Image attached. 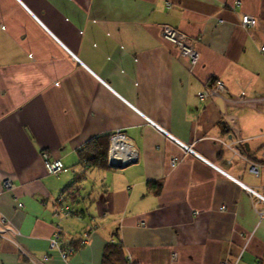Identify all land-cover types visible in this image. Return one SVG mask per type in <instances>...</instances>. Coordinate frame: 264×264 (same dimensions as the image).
Wrapping results in <instances>:
<instances>
[{
  "label": "crops",
  "instance_id": "obj_1",
  "mask_svg": "<svg viewBox=\"0 0 264 264\" xmlns=\"http://www.w3.org/2000/svg\"><path fill=\"white\" fill-rule=\"evenodd\" d=\"M155 26L195 41L197 65ZM262 49L264 0H0V264H102L116 242L130 264H261L264 204L243 187L264 196L251 173L264 166ZM215 82L220 98L200 101ZM118 130L137 163L85 171L80 153ZM44 157L65 172L49 176ZM78 176L89 209L58 217Z\"/></svg>",
  "mask_w": 264,
  "mask_h": 264
},
{
  "label": "built area",
  "instance_id": "obj_2",
  "mask_svg": "<svg viewBox=\"0 0 264 264\" xmlns=\"http://www.w3.org/2000/svg\"><path fill=\"white\" fill-rule=\"evenodd\" d=\"M256 24V21L249 16H244L242 18V26L253 28ZM154 34L156 37L166 41L171 47L176 49L179 57L188 59L190 65L192 67L197 65L198 62V53L196 51V42L193 40H186L184 35L179 33L177 30L168 28L165 26H155ZM264 52V49H262ZM224 89V86L220 82H215L212 86H206L202 91L199 99L200 101H204L207 98H220L219 93ZM178 146H180L186 153H192V151L185 147L184 145L176 142ZM121 162V164L133 163L138 161V153L135 146L125 137L122 131H116L110 138L109 149L107 154V162ZM44 169L49 176H60L65 172V168L60 161H49L46 157H44ZM251 173L255 176H259L261 173L263 174V189H264V166L252 165ZM5 188H11V185L8 182H4ZM251 196L258 199L260 202L264 204V196L258 195L251 189L243 187ZM38 202V201H37ZM224 211V208L220 209ZM64 219L70 216L67 208L61 209L60 215ZM263 215H261L262 218ZM9 235V231H4L0 226V239ZM87 238V236H85ZM59 245V235L58 233L54 236V239L51 242V249H58ZM73 254L71 249L60 250V257L63 260H67ZM28 261L32 262V264H36L34 260L26 256ZM264 264V258L261 262Z\"/></svg>",
  "mask_w": 264,
  "mask_h": 264
},
{
  "label": "trees",
  "instance_id": "obj_3",
  "mask_svg": "<svg viewBox=\"0 0 264 264\" xmlns=\"http://www.w3.org/2000/svg\"><path fill=\"white\" fill-rule=\"evenodd\" d=\"M214 83H209L206 86H212ZM111 136H104L96 139V141L89 144V147L83 152L80 153V164L83 165L85 171L90 170H110L108 168L107 162V154L109 149ZM80 181V178H76L74 182L66 187L62 191L61 196H67L66 198H70L72 201H65L66 204L70 207V204L76 202L78 197V188L77 184ZM153 186V185H152ZM156 187L160 190L161 184H157ZM72 210V209H71ZM73 211V210H72ZM73 216L80 217L84 216V211H79L76 213L72 212ZM83 246H81L80 242L74 243L70 245L74 252L80 250ZM102 264H130L126 259L123 251V245L120 242L109 243L104 247L102 254Z\"/></svg>",
  "mask_w": 264,
  "mask_h": 264
},
{
  "label": "rangeland",
  "instance_id": "obj_4",
  "mask_svg": "<svg viewBox=\"0 0 264 264\" xmlns=\"http://www.w3.org/2000/svg\"><path fill=\"white\" fill-rule=\"evenodd\" d=\"M169 28V27H168ZM173 48V47H172ZM174 49V48H173ZM176 50V49H175ZM178 53V52H177ZM80 174V172H78L77 173V175H79ZM52 177H54V176H52ZM56 177V176H55ZM78 179H79V176H78ZM86 181V180H85ZM84 181V182H85ZM88 182H90L91 183V186H92V188H93V185H92V183H95V182H93V179L91 180L90 179V177H88V180H87ZM86 181V182H87ZM78 183H79V181H78ZM85 188H86V186H84ZM80 189H79V194H80V196L79 197H77L76 198V201H77V203L78 204H70V206H71V209L73 210V211H75V212H78V211H80V210H82V211H86V210H88L86 207H84V205H83V202H82V197L83 196H85V194H84V188H83V186H80L79 187ZM60 202V204L62 203V201L60 200L59 201ZM80 207L82 208V209H80ZM60 213H61V209H60V212H59V214L58 215H60Z\"/></svg>",
  "mask_w": 264,
  "mask_h": 264
},
{
  "label": "water",
  "instance_id": "obj_5",
  "mask_svg": "<svg viewBox=\"0 0 264 264\" xmlns=\"http://www.w3.org/2000/svg\"><path fill=\"white\" fill-rule=\"evenodd\" d=\"M136 163L137 162L121 164V162L113 161V162L108 163V168L113 171H122L128 167L135 165Z\"/></svg>",
  "mask_w": 264,
  "mask_h": 264
},
{
  "label": "bare ground",
  "instance_id": "obj_6",
  "mask_svg": "<svg viewBox=\"0 0 264 264\" xmlns=\"http://www.w3.org/2000/svg\"><path fill=\"white\" fill-rule=\"evenodd\" d=\"M67 210H68V212L70 213V216L68 217V218H70V217H75V218H78V217H76V216H73L72 215V210H70L69 208H67ZM92 232V228H90V230H88L84 235H83V239L80 241V244H81V246H85V244H86V242L89 240V237H90V233ZM85 236H87V238L85 237ZM67 249H71V248H67ZM72 250V249H71ZM73 251V250H72ZM73 254H74V251H73ZM72 254V255H73ZM71 255V256H72ZM70 256V257H71ZM69 258V257H68Z\"/></svg>",
  "mask_w": 264,
  "mask_h": 264
}]
</instances>
